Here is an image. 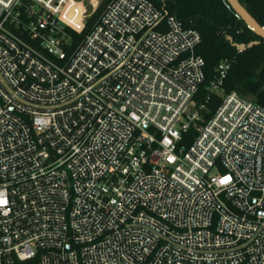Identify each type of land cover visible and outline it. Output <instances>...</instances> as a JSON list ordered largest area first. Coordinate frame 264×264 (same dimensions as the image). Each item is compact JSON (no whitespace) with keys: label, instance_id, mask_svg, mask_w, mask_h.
<instances>
[{"label":"built area","instance_id":"built-area-1","mask_svg":"<svg viewBox=\"0 0 264 264\" xmlns=\"http://www.w3.org/2000/svg\"><path fill=\"white\" fill-rule=\"evenodd\" d=\"M86 12L0 0V264H264V106L223 93L232 60L198 101L197 29L109 0L71 49Z\"/></svg>","mask_w":264,"mask_h":264},{"label":"trees","instance_id":"trees-1","mask_svg":"<svg viewBox=\"0 0 264 264\" xmlns=\"http://www.w3.org/2000/svg\"><path fill=\"white\" fill-rule=\"evenodd\" d=\"M158 8L175 15L186 28L200 32L201 42L197 52L205 59L206 79L196 96L203 101L208 94L211 81L217 74V66L224 59H231L232 64L223 83V93L237 91L264 106V38L254 33L239 17L228 0H150ZM248 11L264 26V0H240ZM109 0L101 2L97 10L87 19L86 27L79 33L69 29L70 48L74 49L97 21ZM248 44L259 43L238 50L229 40ZM222 101V93L216 92L208 102V118ZM196 133L191 130L187 139ZM192 140V139H191Z\"/></svg>","mask_w":264,"mask_h":264},{"label":"water","instance_id":"water-1","mask_svg":"<svg viewBox=\"0 0 264 264\" xmlns=\"http://www.w3.org/2000/svg\"><path fill=\"white\" fill-rule=\"evenodd\" d=\"M228 2L235 9L239 17L245 21L247 26L258 36L264 38V26H262L257 21V19L248 11V9L241 3V1L240 0H228ZM229 40L238 50H243V49H246L247 47H250V46H253L259 43L258 40L251 41L248 44L238 43L234 41L232 36H229Z\"/></svg>","mask_w":264,"mask_h":264},{"label":"rangeland","instance_id":"rangeland-1","mask_svg":"<svg viewBox=\"0 0 264 264\" xmlns=\"http://www.w3.org/2000/svg\"><path fill=\"white\" fill-rule=\"evenodd\" d=\"M84 1V4L86 5V7H87V12L86 13H89V15H90V13H94L96 10H97V8L99 7V5L101 4V2L102 1H104V0H98V2H96V1H94V2H96V3H94L95 5H97V3H99L98 5H97V7H96V9H93L94 7H93V5L91 4V0H83ZM90 17V16H89Z\"/></svg>","mask_w":264,"mask_h":264}]
</instances>
